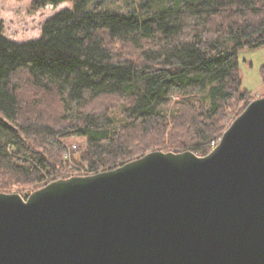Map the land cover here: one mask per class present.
Wrapping results in <instances>:
<instances>
[{"label":"trees","instance_id":"1","mask_svg":"<svg viewBox=\"0 0 264 264\" xmlns=\"http://www.w3.org/2000/svg\"><path fill=\"white\" fill-rule=\"evenodd\" d=\"M62 2L71 8L46 18L36 39L5 37L0 19V189L69 176L64 141L74 138V161L95 173L165 144L208 153L249 93L238 51L264 47V0L32 7Z\"/></svg>","mask_w":264,"mask_h":264},{"label":"water","instance_id":"2","mask_svg":"<svg viewBox=\"0 0 264 264\" xmlns=\"http://www.w3.org/2000/svg\"><path fill=\"white\" fill-rule=\"evenodd\" d=\"M0 264H264V96L205 155L0 192Z\"/></svg>","mask_w":264,"mask_h":264},{"label":"rangeland","instance_id":"3","mask_svg":"<svg viewBox=\"0 0 264 264\" xmlns=\"http://www.w3.org/2000/svg\"><path fill=\"white\" fill-rule=\"evenodd\" d=\"M33 1L34 0H0V19L3 22V33L5 37L17 42H25L31 39H36L40 36L41 26L46 18L62 9L71 8V4L69 2H62L58 5H52L50 3H47L42 7L33 8ZM95 1L102 2V4H104L106 7L116 8L121 11H131L133 9V6L138 9L140 6V2H143V0ZM145 10L147 9L145 8ZM118 48L121 53L123 51L129 52L130 50L128 49V47L122 48V46L120 45L118 46ZM238 71L241 78V89H245L249 91V93H247L246 98L241 103H239L238 110L231 114V116L227 117L226 120L224 119L225 121H222L221 128L216 133V135L211 138V140H215L216 143H218L224 130L229 126L232 120L241 112L240 109H242V107H245L247 102L256 97L264 96V47L260 46L257 48L240 49L238 51ZM177 97V95L173 96V100ZM117 109L113 110V112L116 113ZM82 141V138H74L68 141H64L65 150L63 151V159L67 161L70 175L73 176H84L83 173L76 172L74 169V166L77 165H81L83 167L82 164H78L74 161V158L77 156L76 152L78 144L82 143ZM73 145H75L74 148ZM167 147V144H165L163 146L149 150V152L154 150L172 151L170 150V148L168 149ZM147 152L148 151H146V153ZM65 153H69V155L66 156ZM142 155L133 157L128 161H132ZM71 163L73 165H71ZM35 189H37V187L35 186H26L24 188L12 187L11 189L6 190L0 189V192L19 193L21 196H26Z\"/></svg>","mask_w":264,"mask_h":264},{"label":"bare ground","instance_id":"4","mask_svg":"<svg viewBox=\"0 0 264 264\" xmlns=\"http://www.w3.org/2000/svg\"><path fill=\"white\" fill-rule=\"evenodd\" d=\"M262 97V96H261ZM256 98H259V97H256ZM256 98H254V99H256ZM254 99H251L250 101H252V100H254ZM249 101V102H250ZM248 102V103H249ZM246 107V106H245ZM244 107V108H245ZM212 141H214V143L212 144ZM217 143L215 142V140H211V142H210V146H211V149L216 145ZM210 149V150H211ZM149 152V151H148ZM146 153V152H145ZM207 154V153H206ZM197 155H199V154H197ZM200 156H202V155H200ZM85 165H87V166H84V167H82L81 165H77L76 167H77V169H79L80 171H82L83 172V175L85 176V175H91V174H94L95 172L93 171V169L87 164V163H84ZM81 166V167H80ZM117 167V166H116ZM115 168V167H114ZM82 172H80V173H82ZM100 172V171H99ZM97 173V172H96ZM69 176H73V175H69ZM65 177H67V176H65Z\"/></svg>","mask_w":264,"mask_h":264},{"label":"built area","instance_id":"5","mask_svg":"<svg viewBox=\"0 0 264 264\" xmlns=\"http://www.w3.org/2000/svg\"><path fill=\"white\" fill-rule=\"evenodd\" d=\"M213 143H214V141H212V144H213ZM74 147H75V145H73V148H74ZM65 155H66V156H68V155H69V153H68V154H67V153H65ZM71 165H73V164L71 163ZM82 165H83V167H84V166H87V165H85V164H82ZM74 167H75L74 169H75V171H76V172H82V171H80L79 169H77V167H76V166H74ZM82 173H83V172H82Z\"/></svg>","mask_w":264,"mask_h":264}]
</instances>
